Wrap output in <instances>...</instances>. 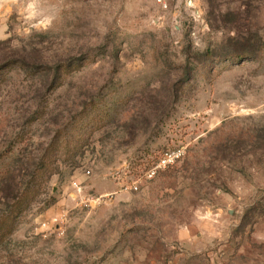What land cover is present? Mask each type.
I'll list each match as a JSON object with an SVG mask.
<instances>
[{"label": "rangeland", "instance_id": "obj_1", "mask_svg": "<svg viewBox=\"0 0 264 264\" xmlns=\"http://www.w3.org/2000/svg\"><path fill=\"white\" fill-rule=\"evenodd\" d=\"M0 70V264H264V0H0Z\"/></svg>", "mask_w": 264, "mask_h": 264}, {"label": "trees", "instance_id": "obj_2", "mask_svg": "<svg viewBox=\"0 0 264 264\" xmlns=\"http://www.w3.org/2000/svg\"><path fill=\"white\" fill-rule=\"evenodd\" d=\"M244 43V42H243ZM236 44L238 50L237 51V54H239L240 56H247V55H250V53L248 52V48H249V43L247 42L246 44ZM245 46H243V45ZM8 65H18L20 67L24 66L25 62L21 59H13L12 61H9V63H7ZM0 73H1V70H0ZM223 127H221L220 129L217 130L218 133H222L220 137H218L217 139H215V141H217V144L214 145L212 144L211 145V148L212 149H216V148H219L220 146L225 148V149H230V148H234L235 149V146L234 147H231L232 144L230 143H234V139H238L239 141H241V138H243V136L245 138H250L253 139V137L255 138V136L253 135L254 132L253 131H249V132H252L248 134L247 133H241V134H238V135H231L230 133L228 132H223ZM247 134V136H246ZM246 140L244 139L242 142H245ZM192 170V166L190 165V162L185 161V163L183 164V167H182V171L184 172H190ZM28 204L31 202V199H28ZM14 209V208H13ZM12 212V215L14 216V218H17V216L19 215V213L17 212V209L15 208L14 211H11ZM10 217V215H8ZM6 232V231H5ZM1 234H4V233H1Z\"/></svg>", "mask_w": 264, "mask_h": 264}, {"label": "built area", "instance_id": "obj_3", "mask_svg": "<svg viewBox=\"0 0 264 264\" xmlns=\"http://www.w3.org/2000/svg\"><path fill=\"white\" fill-rule=\"evenodd\" d=\"M168 1L169 0H156V2L164 7V8H167L168 7ZM183 152L182 150H178V151H172L170 153H167L166 154V157L163 161H161L160 163H157L153 168L152 170L150 171V175L151 176H154L155 173L157 172V168L159 166H161L162 164L165 166L166 164L168 163H174L175 161H177V159H179L181 156H182ZM137 188V187H136Z\"/></svg>", "mask_w": 264, "mask_h": 264}]
</instances>
